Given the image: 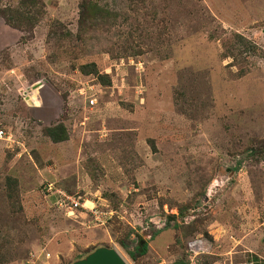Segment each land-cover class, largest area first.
<instances>
[{"label": "rangeland", "instance_id": "rangeland-1", "mask_svg": "<svg viewBox=\"0 0 264 264\" xmlns=\"http://www.w3.org/2000/svg\"><path fill=\"white\" fill-rule=\"evenodd\" d=\"M19 1L0 0V192L16 178L22 207L7 219L0 201L9 264H73L99 247L127 264L186 263L197 236L214 249L196 264L249 251L264 264V158L246 154L264 143V0H154L160 20L142 10L134 35L114 26L86 43L81 0H43L33 31L4 18ZM235 33L246 40L232 63L222 44ZM88 63L112 84L83 76ZM60 123L69 140L55 144L43 130ZM141 240L148 253L133 259Z\"/></svg>", "mask_w": 264, "mask_h": 264}, {"label": "trees", "instance_id": "trees-1", "mask_svg": "<svg viewBox=\"0 0 264 264\" xmlns=\"http://www.w3.org/2000/svg\"><path fill=\"white\" fill-rule=\"evenodd\" d=\"M128 6L130 7L129 13H117V11L108 8V4H101L102 0H81L79 6L80 15L78 22V37L81 41L85 42L90 39L100 40L103 34H108L111 32V28L118 26L116 31L122 33L127 31L131 36L134 35L135 31L142 29L143 24L141 16L142 10L145 12L153 13V19H159L160 12L158 11L157 4L155 5L154 0H127ZM101 2V3H100ZM153 2V3H152ZM135 11V12H134ZM45 5L43 0H20L14 7H9L7 11L4 12V18L7 22L19 29L33 31L42 21L45 14ZM134 13H137L135 18ZM157 17V18H156ZM144 18V17H143ZM160 20V19H159ZM120 21H122L121 24ZM158 32L159 29L157 25H153ZM165 30H161L162 34ZM98 33L95 36H90L91 34ZM65 36L72 37V32H66ZM245 37L241 34H233L230 38L223 41L222 53L224 59H231L232 63L236 62L238 56L241 55L240 48L243 47V42L245 43ZM223 51V52H224ZM133 56V55H128ZM78 70L83 76H93L98 79L102 85L110 86L112 80L110 75L101 74L96 63H88L79 65ZM247 69L242 70L238 77H244L248 74ZM43 134L51 142L55 144L64 143L69 140V133L67 127L64 123H60L53 127H47L43 130ZM153 142V141H151ZM247 158H252L253 160L259 161L264 158V143L259 145L257 148L247 147ZM245 160L241 159L238 161L237 165L233 168L234 171L241 170ZM92 173V172H91ZM94 174V172H93ZM95 175V174H94ZM96 176V175H95ZM3 188L0 192L1 203L6 204L2 210L6 213V218L10 219L12 216L16 218V215L20 214L22 207L20 206V195L18 190V180L12 176H6L3 182ZM108 208V207H106ZM18 209L17 212L15 210ZM77 213L81 211L80 208L75 209ZM105 211V209H104ZM112 211V210H111ZM183 212V210H181ZM6 222L5 224H7ZM0 226H3L0 224ZM16 229V228H14ZM9 229L8 233H3L4 230H0V264H9L18 258V248L15 247L16 244L14 240L10 237ZM139 244L136 246L135 250H128V254L136 259L139 255L140 257L145 256L148 253V241L141 240L138 241ZM93 252V250L91 251ZM87 252V254L91 253ZM80 257L79 259H81ZM175 264H190L188 261H178Z\"/></svg>", "mask_w": 264, "mask_h": 264}, {"label": "water", "instance_id": "water-1", "mask_svg": "<svg viewBox=\"0 0 264 264\" xmlns=\"http://www.w3.org/2000/svg\"><path fill=\"white\" fill-rule=\"evenodd\" d=\"M73 264H127V261L118 249L99 247Z\"/></svg>", "mask_w": 264, "mask_h": 264}, {"label": "built area", "instance_id": "built-area-1", "mask_svg": "<svg viewBox=\"0 0 264 264\" xmlns=\"http://www.w3.org/2000/svg\"><path fill=\"white\" fill-rule=\"evenodd\" d=\"M1 135H5L4 131H0V136ZM68 195V194H67ZM65 194L66 198H70ZM71 208H76L79 205L82 206L80 200H78L76 197H74L71 201ZM209 249H211V245H209L208 241L205 240H196V241H192L189 244V251L191 252V262L192 264H196V259L198 258V256H200L201 254L205 253V252H209ZM251 252V251H249ZM230 254V253H229ZM236 254V252L234 253ZM227 256H232V255H227ZM231 258V257H230ZM260 260L258 261H264V259L259 258ZM227 264H256V262H254L252 259L248 258V257H244L242 262H235L234 258H231L229 260V263Z\"/></svg>", "mask_w": 264, "mask_h": 264}, {"label": "clouds", "instance_id": "clouds-1", "mask_svg": "<svg viewBox=\"0 0 264 264\" xmlns=\"http://www.w3.org/2000/svg\"><path fill=\"white\" fill-rule=\"evenodd\" d=\"M80 200H81V199H80ZM80 202H81V201H80ZM81 204H84V203L81 202ZM77 208H80V207L73 208V210H75V209H77ZM101 213H102V212H101ZM103 213H105V212H103ZM196 240H205V241H208V242H209V245H210V241H209L208 239L204 238V237H200V238H199V236H197V237H195L194 239L189 240V241L187 242V245H186V246H187V252H188V254L190 255V257H191V252L189 251V244H190L192 241H196ZM212 249H214V248H213L212 245H211V249H209V252H205V253L201 254L200 256H203V255H210L211 252H212ZM246 254H248V255H253L252 251H251V252H247ZM248 255H247V256H244V257H248ZM200 256H198V258L196 259V263H197V261L200 260V258H199ZM226 256H227V255H226ZM190 257H189V262H190V264H192ZM229 259H230V257H229ZM198 264H199V262H198Z\"/></svg>", "mask_w": 264, "mask_h": 264}]
</instances>
